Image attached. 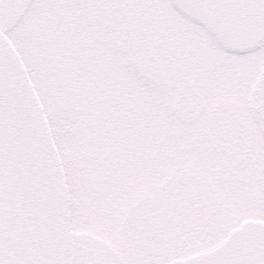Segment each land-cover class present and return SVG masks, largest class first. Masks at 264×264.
Instances as JSON below:
<instances>
[{
  "label": "snow or ice",
  "instance_id": "obj_1",
  "mask_svg": "<svg viewBox=\"0 0 264 264\" xmlns=\"http://www.w3.org/2000/svg\"><path fill=\"white\" fill-rule=\"evenodd\" d=\"M0 264H264V0H0Z\"/></svg>",
  "mask_w": 264,
  "mask_h": 264
}]
</instances>
